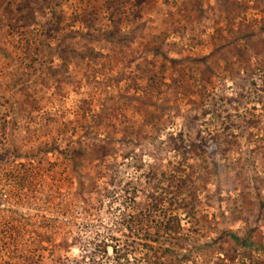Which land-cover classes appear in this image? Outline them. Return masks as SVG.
Masks as SVG:
<instances>
[{
    "label": "rangeland",
    "instance_id": "1",
    "mask_svg": "<svg viewBox=\"0 0 264 264\" xmlns=\"http://www.w3.org/2000/svg\"><path fill=\"white\" fill-rule=\"evenodd\" d=\"M0 137V264H264V0H0Z\"/></svg>",
    "mask_w": 264,
    "mask_h": 264
},
{
    "label": "built area",
    "instance_id": "2",
    "mask_svg": "<svg viewBox=\"0 0 264 264\" xmlns=\"http://www.w3.org/2000/svg\"><path fill=\"white\" fill-rule=\"evenodd\" d=\"M7 146L0 137V234L10 228V222L18 224V219L25 216L24 181L17 171L24 163L22 159L11 158L7 154Z\"/></svg>",
    "mask_w": 264,
    "mask_h": 264
},
{
    "label": "trees",
    "instance_id": "3",
    "mask_svg": "<svg viewBox=\"0 0 264 264\" xmlns=\"http://www.w3.org/2000/svg\"><path fill=\"white\" fill-rule=\"evenodd\" d=\"M134 218V219H133ZM131 217V221L130 222H128V228H130V234L131 235H135V234H137V236H142V237H147V238H149V240H150V242H153V243H155V244H159V243H161V241H162V239H164V240H168V238L169 237H171V239H173V235L175 236V235H177L178 233H179V229H180V227H178V228H176V227H171V226H169L168 225V223L166 224V225H164V223H157V230H156V232H155V236L154 235H152V234H147V235H145V236H143V235H141V231L140 230H135L134 228H133V224H136V225H138V224H141L143 221H142V218L141 217H139V216H136V217ZM132 224V225H131ZM156 228V227H155ZM161 231H163V233H164V235H162V232ZM157 236V237H156ZM161 236H163V237H161ZM232 239L234 240V241H237L238 243H240L241 241L236 237V236H232ZM245 244H247V243H244V245ZM148 246V245H147ZM149 247V246H148ZM166 252H170L169 250H167Z\"/></svg>",
    "mask_w": 264,
    "mask_h": 264
}]
</instances>
